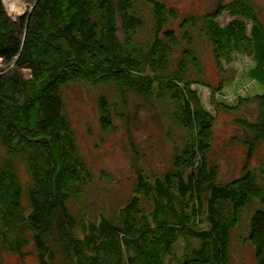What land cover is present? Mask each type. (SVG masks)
Listing matches in <instances>:
<instances>
[{
  "label": "trees",
  "instance_id": "trees-1",
  "mask_svg": "<svg viewBox=\"0 0 264 264\" xmlns=\"http://www.w3.org/2000/svg\"><path fill=\"white\" fill-rule=\"evenodd\" d=\"M18 1L24 9L13 13L0 0V264L4 252L23 260L29 245L37 264H230L241 223V242L264 264V157L249 162L264 144V8L212 0L178 18L164 0ZM206 52L219 75L213 88ZM240 79L254 83L250 93ZM70 83L104 87L95 97L104 132L129 136L140 106L170 141L165 168L147 170L136 157L128 198L98 213L80 200L93 172L66 111ZM231 83L228 102L221 90ZM199 86L232 115L231 139L245 148L227 180L208 159L215 117Z\"/></svg>",
  "mask_w": 264,
  "mask_h": 264
},
{
  "label": "rangeland",
  "instance_id": "rangeland-1",
  "mask_svg": "<svg viewBox=\"0 0 264 264\" xmlns=\"http://www.w3.org/2000/svg\"><path fill=\"white\" fill-rule=\"evenodd\" d=\"M164 1L176 11L178 18L203 13L210 10L212 6V0ZM254 1L264 8V0ZM4 3L9 10L14 8L13 13L21 12L24 9L19 5L18 0H4ZM140 5H142L141 13L146 18L148 9L143 1ZM176 24L177 22H172L171 26L176 27ZM202 63L205 80L211 88L216 87L219 84V75L210 52L203 54ZM246 63H248V59L244 57L242 62L240 59L236 60L235 65L243 67ZM240 82L248 84L244 91L245 94L250 93L255 86L253 82L244 79H240ZM233 83L223 86L221 90V93L225 95L224 99L228 102L233 101V95H231ZM99 91L103 92L104 87L100 86L95 89L84 83H70L62 88L66 111L76 133L79 152L93 172L89 184L80 196L82 205L88 207L93 213L115 208L128 198L134 178L133 168L136 157H141L147 170L161 171L165 168L170 155V141L164 137L165 126L159 124L156 116L149 109L137 107L136 119L130 125L129 136L122 127V129L119 128L112 132H104L98 124L95 106V97ZM209 91L207 86H199L202 101L215 117L208 159L217 164L219 178L227 180L239 174L244 161L245 148L231 139V135L235 132L231 124L232 115L222 110H216L213 100H210ZM214 96L216 98V93ZM116 123L120 124L117 120ZM174 132L176 134V131ZM130 138L133 140L139 156L133 151ZM263 157L264 144H260L249 162L251 165H256ZM18 172L21 179L25 180L26 172L22 164H19ZM70 207L72 210H76L78 204L71 202ZM242 225L244 224L237 225L230 235V264H255L252 247L247 242H241L240 236L245 234ZM26 249L30 250V253H27L23 260H20L12 252H4V263L37 264L32 246L29 245Z\"/></svg>",
  "mask_w": 264,
  "mask_h": 264
}]
</instances>
